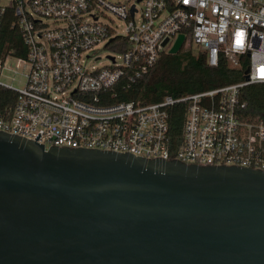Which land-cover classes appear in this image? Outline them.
I'll return each mask as SVG.
<instances>
[{"label": "built area", "instance_id": "1", "mask_svg": "<svg viewBox=\"0 0 264 264\" xmlns=\"http://www.w3.org/2000/svg\"><path fill=\"white\" fill-rule=\"evenodd\" d=\"M7 8L27 55L14 58L15 70L6 63L9 56L0 61V88L14 94L0 107V132L46 149L264 172V117L251 119L242 96L245 87L264 84V0H10ZM180 35L182 48L194 47L209 67L223 59L229 69L243 70L244 80L146 105L110 102ZM101 45L113 47L108 64L89 65L88 53ZM15 77L22 87L2 81ZM178 104L184 116L177 146L169 117Z\"/></svg>", "mask_w": 264, "mask_h": 264}, {"label": "water", "instance_id": "2", "mask_svg": "<svg viewBox=\"0 0 264 264\" xmlns=\"http://www.w3.org/2000/svg\"><path fill=\"white\" fill-rule=\"evenodd\" d=\"M0 264H264V172L0 132Z\"/></svg>", "mask_w": 264, "mask_h": 264}, {"label": "trees", "instance_id": "3", "mask_svg": "<svg viewBox=\"0 0 264 264\" xmlns=\"http://www.w3.org/2000/svg\"><path fill=\"white\" fill-rule=\"evenodd\" d=\"M15 15L11 8H5L0 15V61L7 56L25 58L27 48L15 26ZM113 50L112 45L108 47ZM243 70H232L223 59L216 67H209L202 53L194 52L193 47H183L176 54H163L156 64L141 79L128 89L117 88L118 97L112 102H135L141 105L162 100L165 96L178 99L190 94L212 90L244 80ZM247 102V114L251 119L264 117V84L247 86L242 91ZM14 94L0 88V107L12 103ZM184 104L170 110V135L173 144L180 143Z\"/></svg>", "mask_w": 264, "mask_h": 264}, {"label": "rangeland", "instance_id": "4", "mask_svg": "<svg viewBox=\"0 0 264 264\" xmlns=\"http://www.w3.org/2000/svg\"><path fill=\"white\" fill-rule=\"evenodd\" d=\"M10 5V0H0V8H7ZM109 18H112L108 15ZM116 24H120L119 21L115 20ZM193 51L196 52V49L193 47ZM88 55L90 58L88 59V64L95 67H101L108 64L107 58L108 56H112L113 52L108 49V47H104L103 45L97 47L92 52H89ZM96 57H99L98 60H95ZM6 63L15 70L17 61L13 57H8ZM18 71L22 72V68L18 65ZM2 81L7 83H11L15 87H22V84L19 83L18 77H15V80H11L10 78H3Z\"/></svg>", "mask_w": 264, "mask_h": 264}]
</instances>
